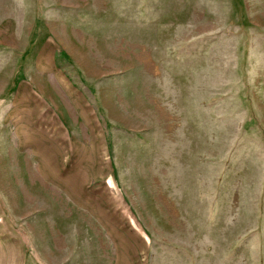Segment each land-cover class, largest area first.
<instances>
[{"label": "rangeland", "instance_id": "374dc122", "mask_svg": "<svg viewBox=\"0 0 264 264\" xmlns=\"http://www.w3.org/2000/svg\"><path fill=\"white\" fill-rule=\"evenodd\" d=\"M24 88L108 222L14 180ZM0 264H264V0H0Z\"/></svg>", "mask_w": 264, "mask_h": 264}, {"label": "crops", "instance_id": "0c3cea01", "mask_svg": "<svg viewBox=\"0 0 264 264\" xmlns=\"http://www.w3.org/2000/svg\"><path fill=\"white\" fill-rule=\"evenodd\" d=\"M55 83L76 119L80 120L79 125L84 135L87 136L89 133L91 135L93 133L90 130L92 122L89 121L88 115L81 107V98L71 93V89L63 87L58 82ZM22 93L17 105V113H15L13 152L22 157L25 165L32 171L26 173L25 177L22 175L14 177V180L35 181L36 185L59 192L71 209L83 212L92 220L99 221L101 225L103 220L108 222L109 218L103 217L102 220L100 216L94 215L96 206H101V203L97 202L99 195H92L88 191L89 184L96 180V174L94 170L91 171L92 161L88 160L91 157L86 151V145L78 139L71 140L66 131H63L53 120L48 124L52 125L54 136L57 137L55 140L50 138L51 142H49V135L47 136L45 131L39 127L38 120L39 114L41 112L45 114L46 111L42 110L33 97H30L29 89L24 88ZM90 147L93 148L92 143ZM56 154L62 155L59 157L60 161L57 160ZM107 169L99 172L100 176L104 173L107 177L109 174Z\"/></svg>", "mask_w": 264, "mask_h": 264}]
</instances>
